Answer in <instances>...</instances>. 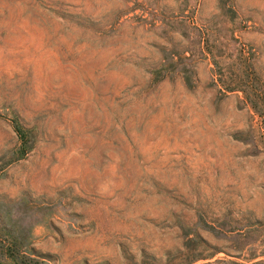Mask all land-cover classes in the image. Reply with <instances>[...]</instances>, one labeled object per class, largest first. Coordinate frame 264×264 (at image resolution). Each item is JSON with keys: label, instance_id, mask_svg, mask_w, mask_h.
<instances>
[{"label": "rangeland", "instance_id": "1", "mask_svg": "<svg viewBox=\"0 0 264 264\" xmlns=\"http://www.w3.org/2000/svg\"><path fill=\"white\" fill-rule=\"evenodd\" d=\"M0 264H264V0H0Z\"/></svg>", "mask_w": 264, "mask_h": 264}]
</instances>
